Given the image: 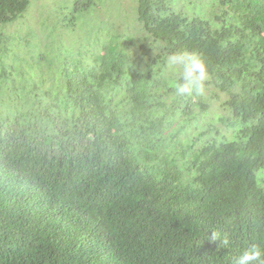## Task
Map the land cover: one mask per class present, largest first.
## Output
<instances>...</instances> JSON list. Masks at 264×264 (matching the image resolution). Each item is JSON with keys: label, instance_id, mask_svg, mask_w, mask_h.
I'll return each mask as SVG.
<instances>
[{"label": "trees", "instance_id": "obj_1", "mask_svg": "<svg viewBox=\"0 0 264 264\" xmlns=\"http://www.w3.org/2000/svg\"><path fill=\"white\" fill-rule=\"evenodd\" d=\"M174 3L137 0L153 58L111 38L48 86L0 71V264H231L264 247V0L209 17ZM29 6L0 0V27ZM179 50L206 61L208 96L174 95Z\"/></svg>", "mask_w": 264, "mask_h": 264}, {"label": "rangeland", "instance_id": "obj_2", "mask_svg": "<svg viewBox=\"0 0 264 264\" xmlns=\"http://www.w3.org/2000/svg\"><path fill=\"white\" fill-rule=\"evenodd\" d=\"M74 1L29 0V9L22 17L0 27V61L4 59L8 64L7 68L12 66L14 72L9 71L5 65L0 66V71H6L12 78L16 73H24L28 79L43 80V84L48 86L52 84L53 75H56L55 78L59 77L62 65L97 50L99 52L100 46L108 44L111 38L125 44L129 54L139 52L153 58L157 53V49L148 51L155 45L136 20L137 0H100L89 12L79 14L74 27L68 30L62 27L60 18L69 16ZM216 1L175 0L174 4L185 14L192 12L203 15L206 4ZM222 9L223 7L215 5L206 12L208 17L221 15ZM141 47L144 48L142 52ZM16 76L18 80L19 77L17 74ZM225 98V95H218V99L212 101L209 109L211 115L223 114L220 103ZM207 123L211 124L209 119L200 118L198 121L202 127H206ZM218 128L223 129L221 125ZM185 131V138H192L199 133L194 127H187Z\"/></svg>", "mask_w": 264, "mask_h": 264}, {"label": "clouds", "instance_id": "obj_3", "mask_svg": "<svg viewBox=\"0 0 264 264\" xmlns=\"http://www.w3.org/2000/svg\"><path fill=\"white\" fill-rule=\"evenodd\" d=\"M167 67L177 76L173 84L176 97L206 96L210 73L199 54L187 50L173 52L167 56ZM212 239L218 240L215 232H212ZM231 264H264V247L252 244L242 249L232 258Z\"/></svg>", "mask_w": 264, "mask_h": 264}]
</instances>
